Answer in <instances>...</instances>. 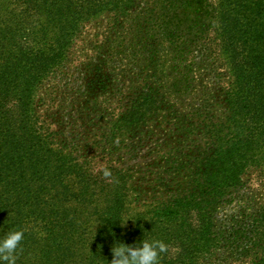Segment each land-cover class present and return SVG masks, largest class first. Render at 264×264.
<instances>
[{"label":"trees","instance_id":"1","mask_svg":"<svg viewBox=\"0 0 264 264\" xmlns=\"http://www.w3.org/2000/svg\"><path fill=\"white\" fill-rule=\"evenodd\" d=\"M103 13L90 97L51 110L48 78ZM117 97V115L97 110ZM105 121L104 143L85 135ZM86 142L146 165L95 172ZM259 167L264 0H0V237L23 230L16 264H110L115 243L141 240L168 245L160 264H264V204L219 218Z\"/></svg>","mask_w":264,"mask_h":264},{"label":"rangeland","instance_id":"2","mask_svg":"<svg viewBox=\"0 0 264 264\" xmlns=\"http://www.w3.org/2000/svg\"><path fill=\"white\" fill-rule=\"evenodd\" d=\"M108 16L111 15L103 13L100 16H98V18L96 19L92 18L88 22L84 23L83 29L80 30L79 38L76 39L74 43V47L72 48V55L70 56L71 62L67 64V67H65L63 71H61L56 75H52L48 78V80L50 79V81L46 82L48 83L49 86L46 94H49L50 96L48 99L52 98L53 100L52 102L53 107H51V110L55 109V112L60 111L64 113H69L71 110L65 109L62 111V109L68 108V104H71L72 97L75 95L74 93L75 91H81V94L85 96L86 93L87 98L90 97L88 92L85 91V86H84L86 84L85 83L86 80L84 81L85 74L84 73L82 74L81 69L84 63L96 57V50L94 49V47L104 42L105 39L104 36L107 31L106 27H107ZM44 92L45 91L42 90L39 95V98L41 100H44L43 99ZM106 94H107V98H109L110 96L109 93ZM63 100L68 102L67 106L62 105ZM120 102L121 101L119 97L111 99V101L106 104L103 100V102L100 103V106L98 107L97 110H100L99 112H102L103 114L117 115L121 110ZM75 109L76 108L74 107V109L72 110L75 111ZM110 126L111 125L106 121L104 123H100L95 126H90L85 130L86 131L85 135H88L89 132V134L92 136L93 135L102 136L104 140L101 137H99L97 140L99 142L104 143L105 142L104 132L98 130L99 129L109 130ZM81 129L83 131L85 128L78 129L76 127L77 132H80ZM76 130L74 129L75 132ZM119 140L117 142H120ZM85 145H87V147H85L84 149L81 148L80 154H83L88 158L86 160L91 162L93 168L95 169V172H101L103 171L104 167L111 164L107 162L114 163L115 164L114 166L118 168L120 172L125 171L126 169L123 168H127V166L135 167V165L140 164V168H142L143 166L145 167L146 165L144 163L145 161H141L138 159L133 160L130 158H123L121 161L122 163H119L120 160L118 159L119 154H123L124 152V150L120 147V144L116 145V148L118 149H113L112 155H108L109 153L103 154V152L98 149L88 150L92 147L93 145L92 142L91 143L86 142L84 146ZM111 147H115V145H111ZM85 149L90 152L85 151ZM64 159L67 161V164L70 165L71 163L69 162L70 159H68V157H65ZM81 160L85 161V158L82 157ZM63 162L59 161V164H62ZM64 179H65L64 182L69 187V190H71V192H74V194L75 193L77 194L80 189V186L75 183L76 181L69 174H67L64 177ZM244 182H245V188L241 193L244 194V197L240 196L239 198H236L230 205L221 208L219 212L220 220L224 219L222 218L224 216L234 215L241 217L244 213L246 215L250 214L251 212L249 210L250 207L252 208L255 205L258 206L264 204V167L262 168L259 167L249 170L247 175L244 177ZM97 194L100 195L99 193ZM102 197H105V194H103ZM104 201L105 198H101L100 201L98 196L94 198V202L96 204H101V206L105 205ZM132 208H138V206L132 204Z\"/></svg>","mask_w":264,"mask_h":264},{"label":"clouds","instance_id":"3","mask_svg":"<svg viewBox=\"0 0 264 264\" xmlns=\"http://www.w3.org/2000/svg\"><path fill=\"white\" fill-rule=\"evenodd\" d=\"M103 174L109 176L110 172L105 170ZM23 239V230H12L0 237V264H16ZM140 243L143 247L135 250L130 245L115 243L111 249L113 258L110 264H160L161 254L168 251V245L162 240H141Z\"/></svg>","mask_w":264,"mask_h":264}]
</instances>
